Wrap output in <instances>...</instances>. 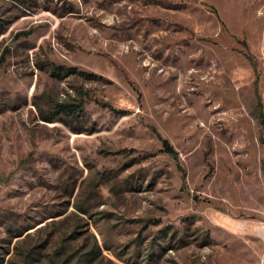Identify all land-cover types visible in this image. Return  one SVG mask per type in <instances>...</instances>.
I'll return each mask as SVG.
<instances>
[{
	"label": "rangeland",
	"instance_id": "1",
	"mask_svg": "<svg viewBox=\"0 0 264 264\" xmlns=\"http://www.w3.org/2000/svg\"><path fill=\"white\" fill-rule=\"evenodd\" d=\"M96 240L264 264V0H0V262Z\"/></svg>",
	"mask_w": 264,
	"mask_h": 264
},
{
	"label": "trees",
	"instance_id": "2",
	"mask_svg": "<svg viewBox=\"0 0 264 264\" xmlns=\"http://www.w3.org/2000/svg\"><path fill=\"white\" fill-rule=\"evenodd\" d=\"M55 71H57L58 73L64 72V73H68L69 74V73L74 72V69H69V68H66V67L57 66V67H55ZM258 103H259V105H261L260 100L258 101ZM102 105L106 106V107H109L107 104H102ZM57 110H58V113H63L65 115H69V116H74L75 117L77 109H76V105L74 103L63 102V103H58L57 104ZM43 120H45L47 122H50V123L55 121L54 118L48 117V116H43ZM156 134L158 135V137L162 141L164 152L168 153L170 156H172L177 161H179V153L175 149L173 144L167 138H164L160 133L156 132ZM185 181H186V177L184 175V182ZM82 212L86 214L87 210H82ZM56 223L57 222H54L53 224L55 225ZM25 231H26L25 229L19 231L16 236L23 235ZM71 235H72V237H71L70 240H77V239L82 237L83 232H81L76 227L72 231ZM86 247H83V249L80 252H78V253L76 252L75 254H72V252L63 251L64 248H62V247L58 248V250L56 251V253H55L54 257H53L54 260H55L54 263L55 264H94L98 260V258L101 255H103L97 240H96V245L95 246H92L90 249H88ZM32 253L33 252H30V255ZM56 259H58V260H56ZM59 259H61L62 261H60ZM1 263L2 262H0V264Z\"/></svg>",
	"mask_w": 264,
	"mask_h": 264
}]
</instances>
